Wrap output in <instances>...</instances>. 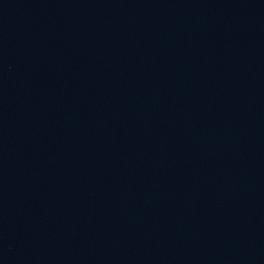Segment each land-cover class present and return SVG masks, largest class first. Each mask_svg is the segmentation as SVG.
Wrapping results in <instances>:
<instances>
[{
  "label": "water",
  "instance_id": "1",
  "mask_svg": "<svg viewBox=\"0 0 264 264\" xmlns=\"http://www.w3.org/2000/svg\"><path fill=\"white\" fill-rule=\"evenodd\" d=\"M236 264H264V0H168Z\"/></svg>",
  "mask_w": 264,
  "mask_h": 264
}]
</instances>
